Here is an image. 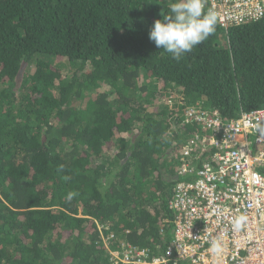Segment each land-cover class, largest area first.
I'll list each match as a JSON object with an SVG mask.
<instances>
[{
  "label": "trees",
  "instance_id": "obj_1",
  "mask_svg": "<svg viewBox=\"0 0 264 264\" xmlns=\"http://www.w3.org/2000/svg\"><path fill=\"white\" fill-rule=\"evenodd\" d=\"M168 2L0 0V264H123L111 235L166 248L183 152L209 136L186 112L264 108V19L176 62L149 40Z\"/></svg>",
  "mask_w": 264,
  "mask_h": 264
},
{
  "label": "built area",
  "instance_id": "obj_2",
  "mask_svg": "<svg viewBox=\"0 0 264 264\" xmlns=\"http://www.w3.org/2000/svg\"><path fill=\"white\" fill-rule=\"evenodd\" d=\"M204 4L217 12L218 24L226 31L264 19V0H205ZM186 116L209 136H196L181 158L186 165L180 174L195 177L178 181L173 188L174 247L151 261L132 259L131 248L123 249L113 253L115 262L264 264V108L243 111L229 122L216 111L195 108ZM209 151L212 159L195 170L192 160L199 156L194 154ZM240 216L245 223L234 230ZM217 237H222L223 250L213 256L207 249Z\"/></svg>",
  "mask_w": 264,
  "mask_h": 264
},
{
  "label": "clouds",
  "instance_id": "obj_3",
  "mask_svg": "<svg viewBox=\"0 0 264 264\" xmlns=\"http://www.w3.org/2000/svg\"><path fill=\"white\" fill-rule=\"evenodd\" d=\"M167 7V13L161 12L162 19H157L152 25L149 31V40L154 42L156 47L162 49L164 53L169 54L173 60L180 62L186 54L191 53L197 46L215 33L218 15L212 8L205 9L204 0H169ZM63 168V165L59 166L58 171H63ZM64 179L70 180L71 177L65 176ZM74 195V193H68L67 199L71 201ZM244 223L245 217H238L233 224L234 230H239ZM175 229L176 222L173 220L171 239L167 243L166 248H163V245L166 243L165 240L163 245L160 246L159 251L153 248L139 249L132 246L126 238L120 240L123 248L119 252H123V249L129 250L131 248L130 250L133 251L132 259L151 261L157 256L164 254L168 248L174 247ZM110 237L108 239L104 238L106 246L112 240ZM108 249V254L115 261L113 252L115 253L117 250H112L109 247ZM222 250V237L213 239L207 249L213 256L219 255ZM119 262L123 263L122 261Z\"/></svg>",
  "mask_w": 264,
  "mask_h": 264
},
{
  "label": "rangeland",
  "instance_id": "obj_4",
  "mask_svg": "<svg viewBox=\"0 0 264 264\" xmlns=\"http://www.w3.org/2000/svg\"><path fill=\"white\" fill-rule=\"evenodd\" d=\"M60 60H61V59L59 58V59H58V61H60ZM107 89H108V88H105V90H107ZM109 98H111V96H110ZM87 100H88V99H87ZM85 103H86V102H85ZM85 103H83V104L85 105ZM169 105L171 106L172 104H169ZM115 152H116V149H115V150H113L111 153H113V154H114ZM167 158H168V156H167ZM181 160H183V161H184V159H181ZM185 165H186V163H185ZM185 165L183 166V168L185 167ZM183 168H181V171H182V169H183ZM107 246H108V245H107ZM107 248H108V247H107ZM113 253H114V252H113ZM115 253H116V252H115Z\"/></svg>",
  "mask_w": 264,
  "mask_h": 264
}]
</instances>
